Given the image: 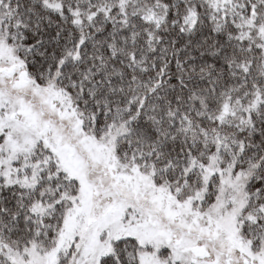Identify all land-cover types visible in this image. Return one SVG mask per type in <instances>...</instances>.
<instances>
[{
  "label": "snow or ice",
  "instance_id": "snow-or-ice-1",
  "mask_svg": "<svg viewBox=\"0 0 264 264\" xmlns=\"http://www.w3.org/2000/svg\"><path fill=\"white\" fill-rule=\"evenodd\" d=\"M0 264H264V0H0Z\"/></svg>",
  "mask_w": 264,
  "mask_h": 264
}]
</instances>
